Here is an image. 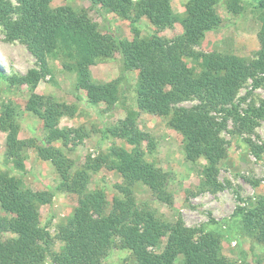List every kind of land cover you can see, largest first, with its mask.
<instances>
[{
  "label": "rangeland",
  "instance_id": "obj_1",
  "mask_svg": "<svg viewBox=\"0 0 264 264\" xmlns=\"http://www.w3.org/2000/svg\"><path fill=\"white\" fill-rule=\"evenodd\" d=\"M6 1L18 6L17 0ZM188 1H170L176 22L164 29L154 26L144 14L138 17L136 10L131 19L125 18L94 5L91 0H53L51 5L53 8L69 7L78 13L86 11L103 37L131 41L139 35L144 39L158 36L173 40L184 34L181 20ZM216 11L218 23L211 25L202 41L191 47L194 57H184L187 66L198 74L206 69L214 54L236 56L248 63L260 58L259 38L264 32V11L257 7V2L219 0ZM0 54V118L9 112L10 122L17 129V139L27 144L20 152L23 165L20 170L6 156L11 127L0 125V185L4 180L14 178L21 181L25 189L47 199L46 203L36 202L40 229L49 234L48 243L42 235L37 238L44 254L42 264H55V255L64 245L62 233L69 227L75 208L84 199L83 195L60 187L59 172L43 157L46 149L64 154L73 165L72 177L78 171L87 172L86 191L101 192L106 196L105 216L113 211L116 199L125 202L130 197L140 211L152 212L168 224L182 223L195 241L212 236L228 263L264 264V240L258 231L250 229L246 219V215L257 208L259 198L264 196V152L259 157L255 154L257 146H264V115L257 117L249 113V108H261L264 103L263 71H255L232 102L222 107L233 109L232 113L236 114L231 115L221 106L210 112V118L220 128L218 140L225 151L211 170L206 157L194 160L187 157L183 135L169 124L171 116H159L140 109L137 96L139 71L123 74L118 52L112 57L98 59L90 67L93 82L117 85L118 97L112 106L105 102L90 103L77 71V47L59 36L47 58L49 72L36 85H12L2 79V75L21 77L30 71L40 72L41 68L24 44L9 40L3 24H0ZM34 105L43 113H54V128L70 133L67 142L51 137L46 128L48 121L35 113ZM200 105L201 101L191 99L178 102L174 107L190 111L197 110ZM57 111H61L60 116L55 113ZM130 116H136V126L149 136L142 144L145 160L169 176L168 202L157 200L151 187L142 181L127 186L121 174L111 169L112 149L122 148L131 154L134 151L121 131L123 122ZM240 116L252 120L250 131H240ZM11 217L0 206V238L4 241L16 238L9 229ZM139 228L144 229V225ZM113 232L114 245L98 264H137L123 236L115 228ZM169 235L166 231L156 253L165 249ZM182 259L179 256L177 262L180 264Z\"/></svg>",
  "mask_w": 264,
  "mask_h": 264
},
{
  "label": "trees",
  "instance_id": "obj_2",
  "mask_svg": "<svg viewBox=\"0 0 264 264\" xmlns=\"http://www.w3.org/2000/svg\"><path fill=\"white\" fill-rule=\"evenodd\" d=\"M53 0H17L18 6L11 1L0 0V24H3L9 40L20 41L40 64V72L30 71L21 77L2 79L12 85L32 84L49 72L47 58L54 49L57 36L77 47L79 61L77 71L80 83L87 91L91 104L107 103L112 106L118 97L116 84L93 82L90 67L100 58H109L118 52L121 55L122 73L130 70L139 71L137 88L140 109H146L159 116H171L169 124L179 131L185 141L187 157L194 160L204 156L210 161V169H215L218 158L224 155L218 140L220 128L211 111L232 102L238 90L254 75L255 71L264 72V32L260 34L261 48L259 60L246 62L236 56L217 55L210 57L206 69L196 73L184 62V57L194 55L191 47L198 45L204 38L205 31L216 25L219 15L216 5L219 0H189L181 24L184 34L173 40L154 36L149 39L139 35L131 41L116 37H103L97 25L86 11L75 12L69 7L53 8ZM171 0H91L94 5L117 13L125 18L132 17L133 11L146 15L154 26L172 27L176 17L171 8ZM257 7L264 11V0H254ZM194 57V56H193ZM170 87V88H169ZM198 99L201 107L190 111L174 105L181 101ZM68 108V107H67ZM35 113L46 120V128L54 139L69 140V134L54 128V113H43L33 106ZM228 113V110L222 108ZM248 112V111H246ZM59 116L61 111L55 112ZM250 116L264 115V103L261 108H249ZM7 112L0 118V125H9L11 131L7 138V159L16 163L17 169H23L21 154L27 145L17 139V129L10 122ZM232 113L231 115H234ZM136 116H130L123 122L121 131L128 143L134 148L131 154L125 149H112L111 169L116 170L127 186L142 181L153 190L155 198L168 202L169 176L145 160L142 144L149 137L142 133L135 123ZM240 131H250L252 120L238 118ZM264 146H257L255 154L259 157ZM61 177L60 187L84 196L75 208L69 227L62 233L63 247L55 255V264H98L105 257L115 242L118 233L135 255L137 264H230L220 253L218 242L212 236L195 241L182 223L162 222L152 212H142L132 198L123 202L115 200L113 211L105 216L107 199L104 193L86 191L89 176L86 171H78L73 177L72 163L64 154L53 149L43 153ZM128 192L127 188H124ZM39 193L25 189L21 181L14 178L4 180L0 185V206L11 215L9 229L15 239L4 241L0 238V264H42L43 249L37 242L42 235L49 239L48 232L40 229V214L36 202L46 203L47 199ZM251 230L258 231L264 240V196L258 200L255 210L246 215ZM144 225V229L139 227ZM129 226V229L126 228ZM169 231L167 245L161 253L155 249L160 246L161 238Z\"/></svg>",
  "mask_w": 264,
  "mask_h": 264
},
{
  "label": "bare ground",
  "instance_id": "obj_3",
  "mask_svg": "<svg viewBox=\"0 0 264 264\" xmlns=\"http://www.w3.org/2000/svg\"><path fill=\"white\" fill-rule=\"evenodd\" d=\"M0 56H1V54H0Z\"/></svg>",
  "mask_w": 264,
  "mask_h": 264
}]
</instances>
